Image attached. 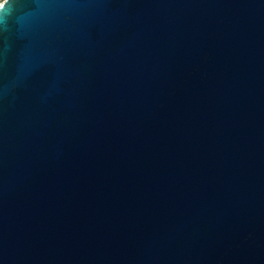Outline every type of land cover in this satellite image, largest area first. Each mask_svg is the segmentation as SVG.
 Listing matches in <instances>:
<instances>
[{"label": "water", "instance_id": "95a60500", "mask_svg": "<svg viewBox=\"0 0 264 264\" xmlns=\"http://www.w3.org/2000/svg\"><path fill=\"white\" fill-rule=\"evenodd\" d=\"M0 264H264V0H6Z\"/></svg>", "mask_w": 264, "mask_h": 264}, {"label": "snow or ice", "instance_id": "6c2138e0", "mask_svg": "<svg viewBox=\"0 0 264 264\" xmlns=\"http://www.w3.org/2000/svg\"><path fill=\"white\" fill-rule=\"evenodd\" d=\"M6 0H0V8H3L5 5Z\"/></svg>", "mask_w": 264, "mask_h": 264}]
</instances>
